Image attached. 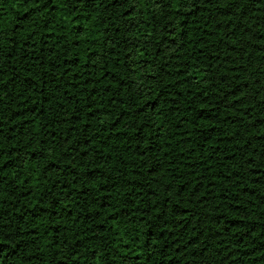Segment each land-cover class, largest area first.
I'll return each mask as SVG.
<instances>
[{
  "label": "trees",
  "instance_id": "16d2710c",
  "mask_svg": "<svg viewBox=\"0 0 264 264\" xmlns=\"http://www.w3.org/2000/svg\"><path fill=\"white\" fill-rule=\"evenodd\" d=\"M35 2L0 0V264H264V0Z\"/></svg>",
  "mask_w": 264,
  "mask_h": 264
},
{
  "label": "snow or ice",
  "instance_id": "6c2138e0",
  "mask_svg": "<svg viewBox=\"0 0 264 264\" xmlns=\"http://www.w3.org/2000/svg\"><path fill=\"white\" fill-rule=\"evenodd\" d=\"M50 3H51V0H44V7L47 8ZM114 3H118V0H114ZM33 7L37 8V9L40 7L39 0H36V2L34 3Z\"/></svg>",
  "mask_w": 264,
  "mask_h": 264
}]
</instances>
